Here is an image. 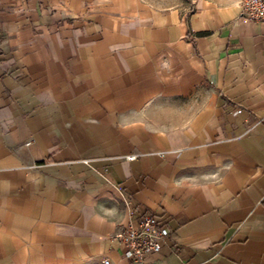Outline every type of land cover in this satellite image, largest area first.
<instances>
[{
	"label": "crops",
	"instance_id": "crops-1",
	"mask_svg": "<svg viewBox=\"0 0 264 264\" xmlns=\"http://www.w3.org/2000/svg\"><path fill=\"white\" fill-rule=\"evenodd\" d=\"M242 1L0 0V264H136L117 236L144 212L169 237L139 264H264Z\"/></svg>",
	"mask_w": 264,
	"mask_h": 264
},
{
	"label": "built area",
	"instance_id": "built-area-1",
	"mask_svg": "<svg viewBox=\"0 0 264 264\" xmlns=\"http://www.w3.org/2000/svg\"><path fill=\"white\" fill-rule=\"evenodd\" d=\"M240 18L248 23L264 24V0H243ZM30 145L31 141L26 143V146ZM135 158L131 155L127 159ZM168 237L166 226L154 214L144 212L140 214L137 226L130 225L118 234L117 240L123 246L125 258L139 264L147 256L158 253ZM104 264H109V261H104Z\"/></svg>",
	"mask_w": 264,
	"mask_h": 264
},
{
	"label": "rangeland",
	"instance_id": "rangeland-1",
	"mask_svg": "<svg viewBox=\"0 0 264 264\" xmlns=\"http://www.w3.org/2000/svg\"><path fill=\"white\" fill-rule=\"evenodd\" d=\"M148 1L155 4L156 6L167 8L171 5L178 3L180 0H148Z\"/></svg>",
	"mask_w": 264,
	"mask_h": 264
}]
</instances>
